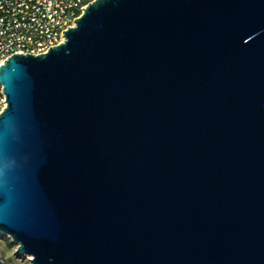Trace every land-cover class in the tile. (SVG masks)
I'll return each mask as SVG.
<instances>
[{"label": "water", "instance_id": "95a60500", "mask_svg": "<svg viewBox=\"0 0 264 264\" xmlns=\"http://www.w3.org/2000/svg\"><path fill=\"white\" fill-rule=\"evenodd\" d=\"M0 83L30 264H264V0H91Z\"/></svg>", "mask_w": 264, "mask_h": 264}, {"label": "built area", "instance_id": "2783aa9c", "mask_svg": "<svg viewBox=\"0 0 264 264\" xmlns=\"http://www.w3.org/2000/svg\"><path fill=\"white\" fill-rule=\"evenodd\" d=\"M91 0H0V65L13 54H40L63 40V31ZM6 105L0 83V112Z\"/></svg>", "mask_w": 264, "mask_h": 264}, {"label": "rangeland", "instance_id": "374dc122", "mask_svg": "<svg viewBox=\"0 0 264 264\" xmlns=\"http://www.w3.org/2000/svg\"><path fill=\"white\" fill-rule=\"evenodd\" d=\"M16 244L10 238L0 232V259L3 264H30L29 256L16 252Z\"/></svg>", "mask_w": 264, "mask_h": 264}]
</instances>
